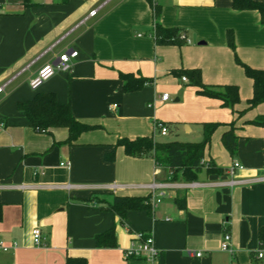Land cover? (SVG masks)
I'll list each match as a JSON object with an SVG mask.
<instances>
[{
	"label": "crops",
	"instance_id": "crops-1",
	"mask_svg": "<svg viewBox=\"0 0 264 264\" xmlns=\"http://www.w3.org/2000/svg\"><path fill=\"white\" fill-rule=\"evenodd\" d=\"M155 20L178 29L187 42H157ZM228 31L240 61L264 68L259 13L234 10L231 0H0V241L15 243L0 252V264H65L67 257L86 264H147L124 255L136 229L153 235L159 255L151 264H264V253L258 257L264 126L248 123L264 115V102L238 115L252 95V81L235 62ZM68 49L77 51L71 70L56 72L33 92L29 77ZM189 69H198L213 90L237 85L239 102L231 108L198 94L183 74ZM121 73L147 84L137 81L125 90ZM37 92H53L77 120L98 127L81 133L73 145L63 142L65 127L35 130L17 103ZM163 93L168 100L161 99ZM230 121L236 155L221 143L229 127L219 126L204 161L223 172L203 168L192 181L171 180L150 156L115 147L122 137L153 138L157 122L167 127L164 135L174 126L172 141L192 142L188 136L202 135L203 123ZM112 150L114 159L106 160ZM233 159L244 167L235 177L246 182L226 183ZM152 181L175 185L164 191L152 215L129 210L121 219L97 202H110L113 195L147 196ZM111 227L115 245L96 246L95 236ZM35 228L41 245L33 242ZM224 233L230 234L232 253L220 248Z\"/></svg>",
	"mask_w": 264,
	"mask_h": 264
},
{
	"label": "trees",
	"instance_id": "trees-1",
	"mask_svg": "<svg viewBox=\"0 0 264 264\" xmlns=\"http://www.w3.org/2000/svg\"><path fill=\"white\" fill-rule=\"evenodd\" d=\"M231 6L234 10H255L259 13L260 23L264 25V2L259 0H231ZM154 16L157 19L158 10L154 6ZM155 38L157 42L163 44H181V33L176 28L162 27L157 20L154 24ZM227 44L234 53V59L239 64L244 74L252 81V95L247 99L246 108L238 111V115L248 109H252L258 104L264 102V68H254L243 63L238 58L235 51L234 36L232 31L226 34ZM188 77L190 83L197 88L198 94L218 98L223 101V106L233 108L239 102V90L237 85H224L220 90H213L209 85L202 82L200 71L198 69H189L183 72ZM123 88L131 90L139 84H147L145 79H133L129 73H121ZM139 81V84H137ZM17 108L20 110L29 126L39 132H51L56 127H65L68 130V136L63 141L66 144H75L79 135L83 132L97 128V125H90L77 120L71 112L68 103H61L57 100L53 92H37L33 98L26 101H19ZM248 123L264 126V115H258ZM221 125H227L229 128L221 135V143L231 157L237 152V135L234 132V122H205L202 124V139L197 142L181 141H155L150 136H138L133 139L122 137L117 139L115 147L121 146L125 154L139 157L150 156L156 165L164 167L171 173V180L180 177L184 181L195 180L197 174L204 168L209 173H222V168L213 161L208 160L205 164V149L209 146L211 135ZM115 151L107 153L104 158L113 160ZM96 197H93L94 200ZM147 196L131 195H113L110 202L97 200L102 203L104 209L114 213L117 217L123 219L129 210H143L148 215H152V207ZM97 199V198H96ZM1 215V203H0ZM95 244L98 247H112L115 245V229L111 227L95 236ZM264 244V226L260 228L259 245ZM65 264H86L84 258L67 257ZM194 264V263H193Z\"/></svg>",
	"mask_w": 264,
	"mask_h": 264
},
{
	"label": "built area",
	"instance_id": "built-area-1",
	"mask_svg": "<svg viewBox=\"0 0 264 264\" xmlns=\"http://www.w3.org/2000/svg\"><path fill=\"white\" fill-rule=\"evenodd\" d=\"M96 10L90 12V15H95ZM180 38L186 41L185 36L181 33ZM187 42V41H186ZM77 57V51L74 49H68L55 55L54 58L44 64H42L38 70L29 77L28 86L32 90L38 89L45 81L51 78L56 72H69L73 65V58ZM182 80H186V77H182ZM3 91V87H0V92ZM162 100H168V93H163L161 96ZM115 106V104L113 105ZM161 135L167 133V127L161 123L157 122L155 124ZM202 164H205L204 160H201ZM62 164V163H61ZM68 164V163H67ZM66 164V165H67ZM158 166V165H157ZM243 165L233 159L231 164L226 168V173L229 175V179L226 181L227 184L234 185L246 182L245 179L236 178V170H242ZM174 184L171 183H160L157 181H152L147 184L146 187L150 191L149 201L151 207L153 208L156 204L161 201L162 196L165 194V190L171 187H174ZM33 242L35 245H41V232L38 228L32 230ZM15 246V243L12 245H6L4 242L0 241V252L8 251L11 247ZM264 247V244L262 245ZM220 248L222 250L232 253L230 248V234L224 233L221 239ZM262 249V248H261ZM194 256H200V252L191 253ZM125 257H135V258H145L150 262H153L156 257L159 255V250L155 247L154 238L151 232L137 230L133 232V237L130 243V246L124 251ZM262 256V251L258 252V257Z\"/></svg>",
	"mask_w": 264,
	"mask_h": 264
},
{
	"label": "rangeland",
	"instance_id": "rangeland-1",
	"mask_svg": "<svg viewBox=\"0 0 264 264\" xmlns=\"http://www.w3.org/2000/svg\"><path fill=\"white\" fill-rule=\"evenodd\" d=\"M43 85H41L38 89H36V90H32L33 92L34 91H37V90H39L41 87H42ZM171 99H172V97H171ZM178 128L180 129V131H182V130H184V127L182 128V126L181 125H178ZM170 129H171V131L167 134V135H161L159 132H158V129L157 130H155V132H154V140H157V141H172V140H174L173 138V135L171 134L172 132H173V129H174V126H170ZM195 133V132H194ZM202 134V133H201ZM189 138H190V141H192V142H197V141H200L201 139H202V135H200L199 134V132H197L196 133V135L195 134H190L189 136H188ZM196 138V139H195ZM154 209V208H153ZM136 230H138V229H136ZM155 247H156V245H155ZM157 248V247H156ZM262 248V249H261ZM158 249V248H157ZM159 250V249H158ZM262 251V253H264V247L263 246H259V249H258V251ZM143 258V257H142ZM140 261H146L147 262V264H151V263H153V262H155V260L153 261V262H150L149 260H147V259H145V258H143V259H141Z\"/></svg>",
	"mask_w": 264,
	"mask_h": 264
}]
</instances>
